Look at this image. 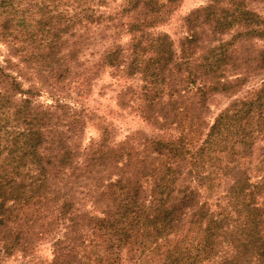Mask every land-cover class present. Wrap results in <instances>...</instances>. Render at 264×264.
Instances as JSON below:
<instances>
[{
	"label": "trees",
	"instance_id": "trees-1",
	"mask_svg": "<svg viewBox=\"0 0 264 264\" xmlns=\"http://www.w3.org/2000/svg\"><path fill=\"white\" fill-rule=\"evenodd\" d=\"M181 2L0 0L1 257L44 264L52 240L47 264H264V79L207 120L264 75V0H208L176 42L157 29ZM108 68L139 80L118 103L155 133L84 146L65 98Z\"/></svg>",
	"mask_w": 264,
	"mask_h": 264
},
{
	"label": "rangeland",
	"instance_id": "rangeland-1",
	"mask_svg": "<svg viewBox=\"0 0 264 264\" xmlns=\"http://www.w3.org/2000/svg\"><path fill=\"white\" fill-rule=\"evenodd\" d=\"M207 3L208 0H182L169 22L159 27L157 31L167 33L173 40L178 42L179 39L184 36V18L195 9L207 5ZM255 9L264 13L262 5H257ZM128 40V37H122L121 42L125 44ZM98 42L95 48H92L94 52L100 51L103 46L112 45L114 41L109 38V40H106V43L101 40H98ZM11 56L9 48L3 43H0V63L5 64V60L7 58H12ZM13 60L17 62L16 59L13 58ZM114 72V70L109 68L102 70L96 80H94L88 95L78 98L76 93H72L71 91L70 96H66L65 98L70 104H75L79 107L83 106L87 109V113L89 114L88 124L83 139L84 146L89 145L92 140H96L100 137L102 127H109L114 133V139L117 142L124 141L126 137L136 132H143L147 135H153L155 133L154 129L141 118L137 110L133 108H122L118 103V95L122 91L123 86L131 84L137 86L140 83L139 80L133 78L128 81H123L120 77L116 76V74L114 76ZM263 79L264 75L251 80L237 96H214L210 102V111L207 116L208 123H213L221 111L227 108L235 99L243 97L247 92L259 86ZM54 100L52 94L48 92H43L39 97V101L45 105L52 104ZM37 257L44 264L51 262L53 258L52 240L46 241L40 245ZM29 261V259L23 258L20 255L11 258L0 256V264H27Z\"/></svg>",
	"mask_w": 264,
	"mask_h": 264
}]
</instances>
